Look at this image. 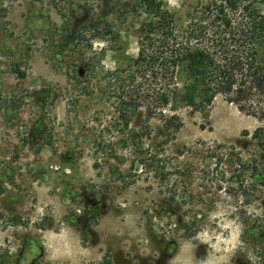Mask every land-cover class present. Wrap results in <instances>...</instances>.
<instances>
[{
	"label": "rangeland",
	"instance_id": "374dc122",
	"mask_svg": "<svg viewBox=\"0 0 264 264\" xmlns=\"http://www.w3.org/2000/svg\"><path fill=\"white\" fill-rule=\"evenodd\" d=\"M209 1L154 0L181 27ZM147 4L0 0V248L11 255L25 237L44 264H264V130L253 137L264 121L222 94L189 113L115 93L107 72L137 56ZM173 113L175 132L162 119ZM215 213L238 229L234 245ZM204 229L222 235L218 248ZM49 233L78 236L86 253L57 260Z\"/></svg>",
	"mask_w": 264,
	"mask_h": 264
},
{
	"label": "trees",
	"instance_id": "16d2710c",
	"mask_svg": "<svg viewBox=\"0 0 264 264\" xmlns=\"http://www.w3.org/2000/svg\"><path fill=\"white\" fill-rule=\"evenodd\" d=\"M147 2L150 17L139 26L137 56L127 67L107 72L122 102L124 94H136L154 107L174 112L184 106L189 113H204L222 94L240 111L264 121V15L255 6L264 0H211L182 27L159 3ZM162 119L165 129L174 132L183 124L174 113ZM263 130L258 127L253 137Z\"/></svg>",
	"mask_w": 264,
	"mask_h": 264
},
{
	"label": "flooded vegetation",
	"instance_id": "af4514ba",
	"mask_svg": "<svg viewBox=\"0 0 264 264\" xmlns=\"http://www.w3.org/2000/svg\"><path fill=\"white\" fill-rule=\"evenodd\" d=\"M17 241L18 248L14 255H11V251L0 248V264H44V254L37 250L34 239L22 237Z\"/></svg>",
	"mask_w": 264,
	"mask_h": 264
},
{
	"label": "clouds",
	"instance_id": "9594fccd",
	"mask_svg": "<svg viewBox=\"0 0 264 264\" xmlns=\"http://www.w3.org/2000/svg\"><path fill=\"white\" fill-rule=\"evenodd\" d=\"M103 46H104L103 44H99V45H97L96 43L93 44L94 49H96L98 47H103ZM105 67L108 68V67H111V65L110 64H105ZM216 215H219L221 217V221L222 222L219 223V227L221 229L231 228V230H232L231 231V238L227 239V240H224V243L225 244L234 245L235 242H236V237L238 235V229L235 227V225L232 224L231 221L224 220V216L222 214H220V213H215L214 215H210L209 219L210 220L214 219ZM212 235L216 236V243L215 244H211ZM198 237H199L200 240L210 243L213 248H218L219 245H220V241L222 239V235H217L215 231H213L211 233V235H210L209 231L207 229H204L200 233H198ZM53 238L54 237L52 236L51 233L46 234L45 243L47 244L48 248H53L54 249L53 256H55V255L61 254V253H60L59 248H55L53 243L51 242Z\"/></svg>",
	"mask_w": 264,
	"mask_h": 264
},
{
	"label": "crops",
	"instance_id": "0c3cea01",
	"mask_svg": "<svg viewBox=\"0 0 264 264\" xmlns=\"http://www.w3.org/2000/svg\"><path fill=\"white\" fill-rule=\"evenodd\" d=\"M54 237L52 239V243L55 248H59L61 254H57L53 256L54 249L51 248L49 253L52 257L56 258L57 260L61 259H68V258H74L78 256H83L84 253L83 245L81 243V239L78 236L72 235V234H59L54 233L52 234Z\"/></svg>",
	"mask_w": 264,
	"mask_h": 264
}]
</instances>
